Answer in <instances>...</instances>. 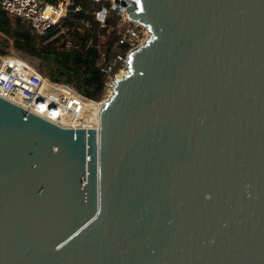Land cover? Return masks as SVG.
Returning a JSON list of instances; mask_svg holds the SVG:
<instances>
[{
    "label": "water",
    "instance_id": "water-1",
    "mask_svg": "<svg viewBox=\"0 0 264 264\" xmlns=\"http://www.w3.org/2000/svg\"><path fill=\"white\" fill-rule=\"evenodd\" d=\"M113 1L98 129L0 97V264H264V0Z\"/></svg>",
    "mask_w": 264,
    "mask_h": 264
},
{
    "label": "built area",
    "instance_id": "built-area-1",
    "mask_svg": "<svg viewBox=\"0 0 264 264\" xmlns=\"http://www.w3.org/2000/svg\"><path fill=\"white\" fill-rule=\"evenodd\" d=\"M108 1L127 25L125 33L115 44L128 47L127 51L117 53L111 62L107 61L106 51H101L105 86L112 91L115 79L120 76L118 72L122 74L128 70L129 54L143 45L150 33L145 27L132 22L113 0ZM71 6L70 0H60L56 4L47 0H0V7L8 17L21 19L38 37L46 36L66 19ZM79 11L80 7H77L73 12ZM94 15L102 26H106L109 16L106 7L101 6L94 11ZM76 46L74 40L65 43L67 50ZM0 97L62 129H98L104 102L88 99L74 85L50 79L41 73L39 64L27 61L19 53L0 54Z\"/></svg>",
    "mask_w": 264,
    "mask_h": 264
},
{
    "label": "trees",
    "instance_id": "trees-1",
    "mask_svg": "<svg viewBox=\"0 0 264 264\" xmlns=\"http://www.w3.org/2000/svg\"><path fill=\"white\" fill-rule=\"evenodd\" d=\"M101 6L109 11L112 3L108 0L95 2L92 0H73L70 7V14L79 20L88 23L84 36L78 31L74 32L76 37L72 40L76 43L74 49L59 51L41 45V39L50 35L54 29L44 37H38L32 33L29 25L21 19H12L0 7V35L13 39V46L30 56L41 60L39 70L42 74L56 82H64L74 85L84 96L92 101H98L105 90L106 77L102 72L101 50L99 49L100 32H105L107 27L116 26V18H107V27L101 28V24L95 19L94 11ZM80 7V11H73ZM111 15V14H109ZM119 17V16H118ZM73 26V23L66 21L63 27ZM119 37L116 38L115 43ZM118 51H112V44L106 49L107 61L111 62L119 52L127 51V45L116 46ZM113 54V55H112ZM112 55V56H111Z\"/></svg>",
    "mask_w": 264,
    "mask_h": 264
},
{
    "label": "rangeland",
    "instance_id": "rangeland-1",
    "mask_svg": "<svg viewBox=\"0 0 264 264\" xmlns=\"http://www.w3.org/2000/svg\"><path fill=\"white\" fill-rule=\"evenodd\" d=\"M117 12L118 11H116L114 9H111L109 11V14H111V15H109V17H111V18L113 17L114 19L116 18V20H115L116 26L115 27H107V25L106 26L101 25V28L107 27L105 32H100V34H99L100 39H99L98 47L102 52L106 51V49H108L111 44H112V51H118V48L115 47V40L117 37H119L120 35L125 33V30L127 29V25L123 23V21L121 20L122 17H120L117 14ZM11 19H12V21H14V18H11ZM66 21L73 23V26L72 27L71 26L63 27V23H65ZM87 27H88L87 22L79 20L77 17H74L69 13L67 18L62 20L61 23H59V25L56 26V29L50 35H48L44 39H41V41H42L41 45L47 46L50 49L56 48L59 51H62L65 49L64 48L65 43L68 41H71L72 37H76V35H74L75 31H78L81 34V36H84ZM12 53H19L27 61H30V62L35 63V64L36 63L41 64V60L39 58L34 57V56H30V55H28L22 51L17 50L16 48H14L12 38H8L4 35H0V54L1 55H8V54H12ZM118 75H120V72H118ZM111 92L112 91L109 87H107V88L105 87V90H104L103 94L101 95L99 101H101V102L106 101L107 98L110 96ZM80 93H82V92H80Z\"/></svg>",
    "mask_w": 264,
    "mask_h": 264
},
{
    "label": "crops",
    "instance_id": "crops-1",
    "mask_svg": "<svg viewBox=\"0 0 264 264\" xmlns=\"http://www.w3.org/2000/svg\"><path fill=\"white\" fill-rule=\"evenodd\" d=\"M48 2H50V3H54V4H56V3H58L60 0H47ZM71 2H72V4H73V0H70ZM70 10V9H69ZM36 64H39V63H36Z\"/></svg>",
    "mask_w": 264,
    "mask_h": 264
},
{
    "label": "bare ground",
    "instance_id": "bare-ground-1",
    "mask_svg": "<svg viewBox=\"0 0 264 264\" xmlns=\"http://www.w3.org/2000/svg\"><path fill=\"white\" fill-rule=\"evenodd\" d=\"M127 71H128V70L124 71L122 74H120L119 77H122L123 75H125V74L127 73ZM111 94H112V92H111ZM111 94H110V95H111ZM109 97H110V96H109ZM109 97H108V98H109ZM107 100H108V99H107ZM107 100H106V101H107ZM106 101H104V102L102 103V106H103V104H104Z\"/></svg>",
    "mask_w": 264,
    "mask_h": 264
}]
</instances>
